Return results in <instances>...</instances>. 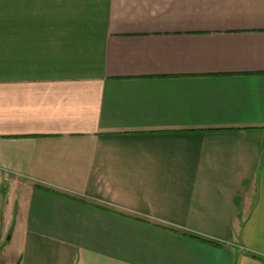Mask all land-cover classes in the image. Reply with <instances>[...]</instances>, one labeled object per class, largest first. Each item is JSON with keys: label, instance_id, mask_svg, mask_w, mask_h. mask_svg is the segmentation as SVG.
Segmentation results:
<instances>
[{"label": "crops", "instance_id": "1", "mask_svg": "<svg viewBox=\"0 0 264 264\" xmlns=\"http://www.w3.org/2000/svg\"><path fill=\"white\" fill-rule=\"evenodd\" d=\"M9 264H264V0H0Z\"/></svg>", "mask_w": 264, "mask_h": 264}, {"label": "rangeland", "instance_id": "2", "mask_svg": "<svg viewBox=\"0 0 264 264\" xmlns=\"http://www.w3.org/2000/svg\"><path fill=\"white\" fill-rule=\"evenodd\" d=\"M4 247V242L2 239H0V251H1V248ZM3 257V252L2 254L0 253V264H9L7 261H5V259L2 258Z\"/></svg>", "mask_w": 264, "mask_h": 264}]
</instances>
